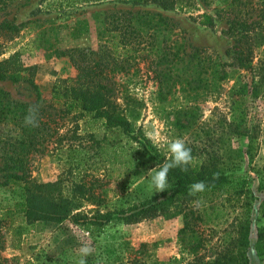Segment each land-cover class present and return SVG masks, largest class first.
<instances>
[{
	"label": "trees",
	"instance_id": "1",
	"mask_svg": "<svg viewBox=\"0 0 264 264\" xmlns=\"http://www.w3.org/2000/svg\"><path fill=\"white\" fill-rule=\"evenodd\" d=\"M15 1L0 0V12ZM201 1L211 3L209 0ZM128 2L156 3L162 9L169 10L182 8L185 0ZM219 2L222 7L216 11V15L218 17L222 12L228 15L226 33L234 37L233 46L228 51L232 63L205 58L197 49L187 52L186 45L173 44L171 35L176 24L160 13L122 10L109 15L108 24L112 29L107 34L111 41L112 59L106 60L94 52H82L79 57L73 53L67 54L76 74L55 82L49 106L42 103L41 93L32 78L34 67H24L17 56L0 61V82L16 84L25 80L36 96L35 102L28 104L14 100L8 92L0 90V178L3 180L0 185L21 186V210L27 225L41 221L61 223L71 219L89 231L92 225L107 224L117 219L137 222L159 215L167 219L180 217L182 226L178 238L187 257L177 264H250L247 256L250 225L245 219L249 207L244 200L247 190L243 180L235 173L226 174L220 168L222 162L235 168L239 158L253 154L255 147L248 132L238 133L248 138L244 151L232 147L208 160L193 155L187 171L179 167L170 170L169 187L164 192L138 197L128 205L110 206L114 187L125 186L129 189L142 179L148 180L146 172L162 164L166 156L144 133L142 126L137 125L134 99L128 86L117 80V75H128L135 68V63L130 61L134 52L132 42L129 43L127 37L131 34L136 38H144L147 34L151 36V47L139 58L144 60L152 55L151 61L176 71V78L172 82L170 77L166 79L163 71L158 72L157 99L166 101L165 88L169 94L185 93L183 99L190 103V107L175 110L177 114L192 118L195 111L200 109L197 97L204 91L213 96L219 94L220 84L228 81L232 70L250 71L255 49L264 46V0ZM254 13L256 18L252 19L251 14ZM200 18V24L213 26L210 14H202ZM22 26L23 23L2 20L0 35L11 36ZM160 36L164 38L161 42L158 41ZM142 40L138 42L139 45ZM25 70L30 72V77L26 79L21 75ZM32 105L39 106L38 127L24 123ZM80 122L87 126L84 134L80 133ZM62 150H68L69 165L75 163L73 169L79 170L76 174H72V170L68 172L69 187L65 188L62 179L45 183L34 181L32 167L35 158ZM90 158H98V161L91 162ZM84 164L87 165L80 171L79 166ZM199 181L205 182L206 190L190 195V186ZM138 189L137 184L133 188L137 196ZM127 195L119 198L116 195L117 202L127 200ZM194 201H199V205L194 206ZM85 204L93 207L92 213L78 212ZM230 214L235 215L230 225L237 237L227 242H218L221 238H217V242H214L218 229ZM4 220L6 216L0 218V238ZM256 250L262 258V231L257 235Z\"/></svg>",
	"mask_w": 264,
	"mask_h": 264
},
{
	"label": "rangeland",
	"instance_id": "2",
	"mask_svg": "<svg viewBox=\"0 0 264 264\" xmlns=\"http://www.w3.org/2000/svg\"><path fill=\"white\" fill-rule=\"evenodd\" d=\"M209 1L211 3L205 4L201 0H185L180 9L164 10L156 3L128 0H17L0 12V21L23 23L17 33L0 35V61L17 56L24 67H34L32 78L41 93L42 103L49 106L55 82L76 74L67 54L79 57L82 52H94L106 60L112 59L107 34L112 29L108 24L109 15L122 10L160 13L176 24L171 35L173 44L186 45L187 52L197 49L205 58L232 63L228 51L233 46L234 37L226 33L228 15L222 12L217 17L216 11L222 5L219 0ZM205 13L212 16V27L200 24V16ZM251 15L252 19L256 18V13ZM127 38L129 43L132 42L134 52L130 61L135 63V68L128 75H117V80L128 86L138 115L137 125L142 126L153 143L154 138L159 141V146L154 144L160 151L166 155L163 145L170 139L182 137L191 148L192 157L208 160L232 147L244 151L248 138L239 132H248L253 139L255 151L251 156L243 155L233 169L226 166V162H222L220 168L226 174L235 173L244 182L247 190L244 200L249 207L245 219L250 225L247 256L250 264H264V256L259 257L256 250L257 235L259 231L264 233V46L255 49L252 69L232 70L228 81L220 84L219 94L213 96L204 91L196 96L200 109L189 118L175 110L190 107V103L183 99L185 93L169 94L165 88L166 101L157 99L158 72L163 71L166 79L170 77L172 82L176 71L151 61L152 55L144 60L139 58L151 47V36L136 38L131 34ZM163 39L160 36L158 41ZM29 73L25 70L21 75L26 79L30 77ZM0 90L8 92L19 102H35V91L25 80L16 84L0 82ZM86 127L80 122L81 134ZM67 151L36 157L32 179L38 183L62 179L65 188L69 187L68 172L72 170V174H76L79 170L73 169L75 163L69 165ZM90 161H98V158H90ZM85 165L79 166L80 171ZM137 184L139 196L133 190ZM137 184L129 189L114 187L111 208L128 205L138 197L157 192L149 186L148 180L142 179ZM22 193L18 184L0 185V218L6 216L1 228L0 264H78V249L82 243L93 248L92 254L86 258L87 264H177L187 257L178 238L182 226L180 217L167 219L159 215L137 222L117 219L92 225L89 231L71 219L61 223L41 221L27 225L21 210ZM125 194H128L127 200L117 202L116 195L119 198ZM91 211L93 207L85 204L78 212ZM234 216L230 214L218 229L214 242L217 238H221L218 242H227L237 237L230 225Z\"/></svg>",
	"mask_w": 264,
	"mask_h": 264
},
{
	"label": "clouds",
	"instance_id": "3",
	"mask_svg": "<svg viewBox=\"0 0 264 264\" xmlns=\"http://www.w3.org/2000/svg\"><path fill=\"white\" fill-rule=\"evenodd\" d=\"M38 112L39 106L32 105L28 109V114L25 116L24 123L26 126L38 127ZM154 143L159 146V141L154 138ZM163 147L166 149L165 160L159 166L149 169L146 172V178L149 181V186L154 188L157 192H164L168 187V174L171 169L181 168L182 171H187L188 166L191 164L193 157L191 154V148L188 147L185 138L176 137L168 140ZM207 188V185L203 181L195 182L190 186L189 194L195 195L197 193H203ZM199 201H194V206L199 205ZM93 248L87 244L82 243L78 249L80 256L78 264H87L86 258L91 255Z\"/></svg>",
	"mask_w": 264,
	"mask_h": 264
}]
</instances>
